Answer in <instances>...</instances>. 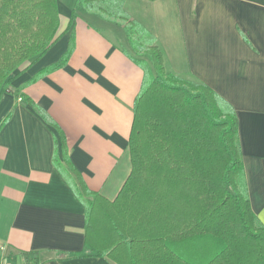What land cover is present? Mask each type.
I'll list each match as a JSON object with an SVG mask.
<instances>
[{
	"label": "crops",
	"instance_id": "1",
	"mask_svg": "<svg viewBox=\"0 0 264 264\" xmlns=\"http://www.w3.org/2000/svg\"><path fill=\"white\" fill-rule=\"evenodd\" d=\"M70 1L59 0L64 31L77 0ZM116 5L155 37L173 73L199 80L233 106L249 198L264 225V0H117ZM116 27L124 24L79 10L71 29L13 82L55 126L12 95L0 101V123L17 103L0 132V264L21 263L25 252H37L39 264H114L106 258H59L83 251L85 208L53 157L56 146L63 157L62 133L89 190L111 201L131 173L129 137L143 71L113 38ZM72 36L74 50L65 66L27 84L61 59Z\"/></svg>",
	"mask_w": 264,
	"mask_h": 264
},
{
	"label": "trees",
	"instance_id": "2",
	"mask_svg": "<svg viewBox=\"0 0 264 264\" xmlns=\"http://www.w3.org/2000/svg\"><path fill=\"white\" fill-rule=\"evenodd\" d=\"M104 1L77 0L64 31L59 0H0V101L12 95L51 126L55 124L46 112L12 84L71 29L79 10L125 22L129 44L140 51V57L128 53L143 71L129 137L131 173L114 200L89 190L60 133L63 157L56 146L53 165L85 208V245L82 252L59 258H106L114 264H264V225L249 198L233 106L199 80L173 73L156 39L123 11L116 15L98 8ZM74 44L72 36L61 59L27 84L64 67ZM16 104L1 121L0 132ZM21 260L39 264V254L25 252Z\"/></svg>",
	"mask_w": 264,
	"mask_h": 264
},
{
	"label": "rangeland",
	"instance_id": "3",
	"mask_svg": "<svg viewBox=\"0 0 264 264\" xmlns=\"http://www.w3.org/2000/svg\"><path fill=\"white\" fill-rule=\"evenodd\" d=\"M74 0H72V3ZM67 3L70 2L71 4V1L70 0H66ZM116 2L117 0H106L104 2H100L98 4V8H103L104 10L106 11H109V12H114L116 15H120V11L119 9L117 8V5H116ZM87 12V11H86ZM91 13H95V15L97 17H101L103 16V18L109 20V23H115V24H124L125 25V22H123L122 20L118 19V18H112V17H109L107 15H105L104 13L100 12V11H96V12H91ZM82 17V16H81ZM65 27V21L61 20V29ZM152 36V35H151ZM113 38L116 40V41H121L122 43H124L125 47L133 54V55H137V53H139L140 51H138L137 47L138 46H133V45H130L129 42H128V34L127 32L124 30V28H118L116 27V30H115V34L113 35ZM153 38L155 39V37L153 36ZM148 41H150V38H148V40H143V43H148ZM140 57V56H138ZM188 79V78H186ZM248 193H249V190H248Z\"/></svg>",
	"mask_w": 264,
	"mask_h": 264
},
{
	"label": "built area",
	"instance_id": "4",
	"mask_svg": "<svg viewBox=\"0 0 264 264\" xmlns=\"http://www.w3.org/2000/svg\"><path fill=\"white\" fill-rule=\"evenodd\" d=\"M2 264H23V262L17 263V262H14L13 260H11V261H4Z\"/></svg>",
	"mask_w": 264,
	"mask_h": 264
}]
</instances>
